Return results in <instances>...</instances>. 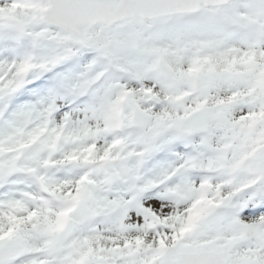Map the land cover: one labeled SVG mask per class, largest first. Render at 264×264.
<instances>
[{"label":"snow or ice","instance_id":"6c2138e0","mask_svg":"<svg viewBox=\"0 0 264 264\" xmlns=\"http://www.w3.org/2000/svg\"><path fill=\"white\" fill-rule=\"evenodd\" d=\"M0 264H264V0H0Z\"/></svg>","mask_w":264,"mask_h":264}]
</instances>
